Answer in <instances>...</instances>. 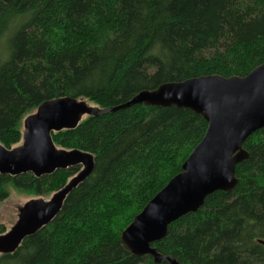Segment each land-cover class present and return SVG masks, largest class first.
I'll list each match as a JSON object with an SVG mask.
<instances>
[{
    "label": "trees",
    "instance_id": "trees-1",
    "mask_svg": "<svg viewBox=\"0 0 264 264\" xmlns=\"http://www.w3.org/2000/svg\"><path fill=\"white\" fill-rule=\"evenodd\" d=\"M263 64L264 0H0V143L17 146L24 118L45 101L112 109L165 83L242 78ZM206 129L188 109L136 105L52 133L57 148L91 154L93 172L0 264H167L132 255L120 236ZM243 148L235 189L170 224L152 246L159 254L179 264H264V128ZM78 171L0 175V203L9 185L48 197Z\"/></svg>",
    "mask_w": 264,
    "mask_h": 264
},
{
    "label": "water",
    "instance_id": "water-1",
    "mask_svg": "<svg viewBox=\"0 0 264 264\" xmlns=\"http://www.w3.org/2000/svg\"><path fill=\"white\" fill-rule=\"evenodd\" d=\"M136 105L174 106L199 115L206 132L174 176L122 231L120 241L134 256H150L155 263L179 264L152 247L167 234L170 224L196 213L215 192H232L238 184L235 168L248 159L243 144L264 128V64L245 77L217 75L165 83L137 93L124 105L100 109L85 100L61 97L45 101L24 118L19 145L7 149L0 143V175L32 174L41 178L58 170L79 171L47 200L26 202L16 223L0 234V256L14 253L22 242L49 225L59 214L69 193L93 172L94 158L80 150H63L52 141V133L74 130L86 117Z\"/></svg>",
    "mask_w": 264,
    "mask_h": 264
},
{
    "label": "rangeland",
    "instance_id": "rangeland-1",
    "mask_svg": "<svg viewBox=\"0 0 264 264\" xmlns=\"http://www.w3.org/2000/svg\"><path fill=\"white\" fill-rule=\"evenodd\" d=\"M33 113H35V111H33L32 114ZM21 131H24L23 126H21ZM50 197L51 195L48 197H33L30 195H26L25 193H22L15 189L12 185H9L8 197L0 203V224L5 227L6 231H9V229L16 223L19 212L26 202L35 198H43L47 200Z\"/></svg>",
    "mask_w": 264,
    "mask_h": 264
}]
</instances>
